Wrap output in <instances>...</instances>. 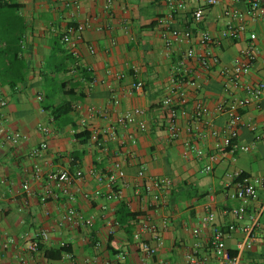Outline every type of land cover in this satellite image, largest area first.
I'll list each match as a JSON object with an SVG mask.
<instances>
[{"label": "crops", "instance_id": "crops-1", "mask_svg": "<svg viewBox=\"0 0 264 264\" xmlns=\"http://www.w3.org/2000/svg\"><path fill=\"white\" fill-rule=\"evenodd\" d=\"M12 1L19 7L9 12L10 22L0 17V31L17 27L20 51L19 61L10 63L3 53L6 41L0 38V94L6 98L2 118L8 132L18 131L25 138L0 137V264H110L120 252L125 254L127 263L138 262L142 253L130 238L126 225L114 224L120 202L138 212L128 221L131 233L138 230L144 218L159 227L163 243L158 246L157 255L167 264H187L185 255L195 241L200 243L198 253L208 258V264H215L208 246L210 229L201 228L197 236L192 230L199 227L201 217L208 211L214 212L219 225L242 224L235 221L231 212L240 200L229 194L230 174L240 170L245 175L264 178V140L254 141L249 127L241 126L237 140L248 144L249 149L222 153L212 170L205 173L194 155H182V138L168 136L160 101L168 92L170 69L177 57L168 52L161 38L157 18L167 10L163 0H79L78 8L63 5L69 0ZM249 1L232 3L244 13L243 34L237 39L223 38L219 45L210 48L222 64H230L249 42V34L254 33L257 57L247 79L255 83L264 75V22L251 19L246 13ZM260 3L264 6V0ZM196 4V0H189V11L177 18L176 25H190V11ZM227 6L225 2L206 6L202 26L215 38L226 20L223 11ZM77 22L87 24L78 43L77 60L81 69L89 68V74L81 69L72 70L75 58L59 38L68 24ZM203 76L202 90L190 94L212 108L224 96L219 66ZM137 79L143 82L142 89L130 91L131 82ZM112 95L118 98L117 105H112ZM65 102H69L70 112L53 118L51 109ZM74 103L80 104L78 109L72 107ZM89 105L108 110L112 118L117 112L139 106L146 110V129L117 126L119 138L104 140L106 149L82 144L74 135L82 131L81 118H87L85 128L89 132L93 127L106 125L104 118L88 116ZM241 113L244 123L264 128V96L242 108ZM224 120V116L217 115L212 121L219 129ZM40 122L52 125L50 134L44 135L37 129ZM180 122L184 125L186 118ZM129 134L135 139L132 147ZM217 140L202 129L196 143L203 150L212 151ZM42 141H46L47 147L35 153ZM114 160L121 163L126 174L115 187L119 196L94 197L92 192L98 186L96 175L105 172ZM35 163L44 172L82 169L84 176L75 182L74 198L68 200L62 195L58 200L40 202L38 194L43 181L30 177ZM140 166L147 174L173 180L161 201H153L142 187L136 194V173ZM24 180L29 181V192L21 188ZM102 191L107 188L103 186ZM84 192L89 193L88 198L83 196ZM69 205L86 216L92 214L93 224L67 223L63 215ZM244 205L245 216L259 211L260 217L255 229L257 241L252 249L243 252L242 260L247 264L255 261L264 264V246L260 242L264 232V186H258ZM41 229L47 231L48 240L37 252H28L27 240ZM141 237L149 240L150 234L143 232ZM242 237L238 229L226 237V246L232 253ZM62 245L70 248V257L66 252L58 259L45 257L44 249ZM19 256H23L25 263Z\"/></svg>", "mask_w": 264, "mask_h": 264}, {"label": "built area", "instance_id": "built-area-1", "mask_svg": "<svg viewBox=\"0 0 264 264\" xmlns=\"http://www.w3.org/2000/svg\"><path fill=\"white\" fill-rule=\"evenodd\" d=\"M110 2V0H108ZM197 4L190 11V25H176L177 18L189 11L187 6L189 0H163L166 5V12L157 18L161 29V38L164 47L168 52L176 54V61L170 69V84L168 92L160 101V107L164 112L165 129L171 139L182 138V155L189 157L194 155L197 161L202 163V171L207 173L213 168V164L218 160L219 155L229 151L236 150L245 152L249 149L246 143H240L238 139L241 126L247 125L253 132V140H264V128H258L254 123H244L241 110L249 103L259 100L264 96V75L253 83L247 79V74L255 61L257 55L254 46L255 34H249V42L240 50L239 54L234 57L230 64H222L220 58L211 50L212 45H219L223 38L237 39L246 29L244 23V13L238 8L232 6L236 0H196ZM225 2L228 6L223 11L226 18L218 38L213 37L210 32L202 26L205 16L206 6L216 5ZM64 6L78 8L79 0L65 1ZM246 13L251 19H259L264 22V6L260 0H250L248 2ZM185 14V13H184ZM86 23L68 24L59 35L60 41L68 48L69 53L75 58L72 70L76 71L80 68L78 62L79 50L78 43L82 40V34ZM219 66L222 76V90L224 96L217 101L212 107H208L201 98L192 96L190 91L197 92L202 90L204 86V74L210 72L214 67ZM89 74L90 70H85ZM121 77L122 75L119 74ZM143 82L139 79L131 82L130 91L140 90ZM118 98L111 96L112 105L118 104ZM6 105V98L0 94V137L8 139L25 138L18 131L8 132L4 126L2 118V109ZM79 103H74L73 108L78 109ZM88 116L98 115L106 120L105 127H93L87 139V145H96L106 149L104 140H118L116 127L122 128L134 127L138 130L146 129V120L144 118L146 110L135 106L122 112H117L114 118L111 112L104 109H97L94 105L88 106ZM224 116V124L221 128H216L213 123L214 116ZM186 118L183 125L180 120ZM87 118L83 117L79 120V125L83 128L87 126ZM37 129L44 135H48L52 131V125L47 122L37 124ZM202 129L208 130V133L218 140L212 151H205L196 143V139L202 135ZM183 136V137H182ZM130 146L135 143L132 134H129ZM47 147L46 141L40 142L35 149V153ZM264 165V161H263ZM240 170L232 171V182L229 194L233 198L240 200V204L233 206L231 212L235 221L242 222L238 225L228 223L219 225L215 222L214 212L208 211L200 219L199 227L193 228V234L197 236L201 228H209L210 235L208 238V246L215 258V264H247L242 260V254L246 250L253 248L257 241L256 227L259 223V211L253 216H245V202L254 196L255 189L258 186H264V178L261 176L241 175ZM125 170L121 163L114 160L105 172L100 171L96 175L98 186L93 190L94 197L103 195L106 199H115L119 196V191L115 189L119 179L125 178ZM137 181L135 185L136 194L140 193L139 187H142L145 195H148L153 201H161L169 192L173 185V180L168 177H156L147 174L144 167L140 166L137 173ZM84 172L82 169L71 170L69 168H60L58 170L44 172L37 163L32 165L30 177L34 180L43 181L41 190L38 194L40 202L47 200H58L62 195L68 200L74 198L76 192L75 182L82 179ZM106 187L107 191L103 192L102 187ZM24 192H29V181L24 180L21 184ZM85 198L89 197L88 192H84ZM64 220L71 225L91 226L94 216L84 215L75 207L67 206L63 215ZM166 220H163L165 223ZM114 224H119L116 220ZM240 230L243 234L241 240L236 242L235 252L232 253L226 246L225 239L235 230ZM143 232L150 234L149 240L141 237ZM133 242L137 244V248L141 251L142 257L136 263L132 264H167V262L157 255L158 246L163 243L159 227L150 222L148 218H144L138 224V230L132 233ZM48 240V233L41 229L27 240L26 250L30 253L37 252L39 245ZM151 240V241H150ZM260 242L264 246V232L260 236ZM200 243L195 241L193 248L185 255L187 264H208L209 260L205 255L198 253L197 248ZM70 257V252H66ZM125 254L120 252L115 254L110 264H130L126 262ZM264 258V257H263ZM21 262L25 263L23 256H19ZM264 261V260H263ZM53 264V263H47ZM250 264H260L255 261Z\"/></svg>", "mask_w": 264, "mask_h": 264}, {"label": "trees", "instance_id": "trees-1", "mask_svg": "<svg viewBox=\"0 0 264 264\" xmlns=\"http://www.w3.org/2000/svg\"><path fill=\"white\" fill-rule=\"evenodd\" d=\"M19 7L17 3L12 0H0V17L5 18L10 22L9 12L15 10V8ZM14 27V26H13ZM15 29L5 28L0 31V38H3L6 41V44L3 48V53L8 55V59L10 63H14V61H19V29L14 27ZM81 69V68H79ZM82 71L85 69H81ZM84 72V71H83ZM71 106L69 102H65L63 104L57 105L56 107L51 109V115L55 119H59L60 116H66L68 112H70ZM82 131L76 132L74 135L80 143L85 144L90 135L88 129L83 128ZM241 175H245L244 173ZM138 215V212H134L128 209L127 205L124 202H120L119 208L117 210L116 221L120 224L126 225V230L130 233V238L132 239V233L129 226L128 221L134 219ZM133 241V239H132ZM42 248V243L39 245V249ZM70 248L68 246H59L57 248H49L44 249V255L50 259H58L62 255V253L69 252Z\"/></svg>", "mask_w": 264, "mask_h": 264}]
</instances>
